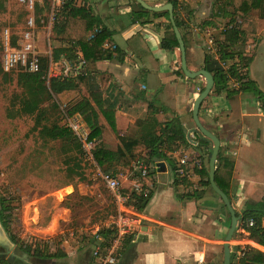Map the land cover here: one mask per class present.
<instances>
[{
    "label": "crops",
    "instance_id": "obj_1",
    "mask_svg": "<svg viewBox=\"0 0 264 264\" xmlns=\"http://www.w3.org/2000/svg\"><path fill=\"white\" fill-rule=\"evenodd\" d=\"M113 1L118 4H112ZM133 1L82 0L88 13L99 23L94 29L105 28L111 34L103 43V49L111 53V58L96 63L94 83L101 92L102 101L115 108V131L99 116V145L115 150L119 146L118 136L141 138L149 123L156 125L158 134L172 119L181 124L188 144L180 145L175 152H168L163 160L146 162L142 158L150 166L145 178L133 172L131 165L117 168L114 176L119 179L124 193H131V186L141 183L149 189L150 199L140 212L129 205L140 221L133 233L123 240L116 264H221L224 239L231 223L230 214L210 185L205 186L208 175H201L198 170L186 178H179L176 174L178 158L183 154L200 157L202 168L208 169L212 144L205 143L207 139L198 135L192 119L193 104L204 89L205 80L184 75L180 69L178 48L166 51L167 54L160 49L168 13L154 18L150 13L141 12ZM143 1L150 7L169 3V0ZM186 1L197 9L199 0ZM175 14L181 21L180 34L189 32L191 18L180 15L177 8ZM209 19L204 18L200 28L206 26V20H212ZM204 44L201 30L187 37L184 46L188 71L204 70L206 56L213 61ZM248 47L250 45L245 43L244 55L250 58L252 69L250 71L249 64L247 82L242 90L232 89L235 92L228 93L231 89L228 88L217 94L212 88L199 107L198 120L219 139L221 156L219 159L217 156L215 171L226 162L232 164L231 177L225 188L234 213L259 211L263 214L261 225L264 226V50L248 56ZM37 51L40 52L38 48ZM52 67L49 77L60 76ZM88 88L87 83H82L77 90L63 92L58 98L61 103L75 102L89 96ZM75 117L89 131L82 118ZM145 153L143 151L144 157ZM159 163L162 166H158ZM52 223L53 219L47 227L50 228ZM40 238L45 242L39 246L47 244L50 254L64 256L49 259L29 256L10 244L0 225V260L9 264H95L92 253L96 243L93 239L76 245L71 240L60 239L59 249L52 252V236ZM101 240V244L106 245ZM246 248L264 254V246L250 240L237 219L229 242L230 264L231 256L232 262L238 264L239 254ZM250 257L253 261L259 260L257 255Z\"/></svg>",
    "mask_w": 264,
    "mask_h": 264
},
{
    "label": "rangeland",
    "instance_id": "obj_2",
    "mask_svg": "<svg viewBox=\"0 0 264 264\" xmlns=\"http://www.w3.org/2000/svg\"><path fill=\"white\" fill-rule=\"evenodd\" d=\"M112 4L116 5L118 1ZM224 4L225 0H199L194 10L188 1L183 0L180 15L191 18L192 29L188 27L189 33L196 34L203 19L210 17L212 20L209 26L217 31L214 35L217 46L222 43L223 31L238 27V30L245 33L246 43L250 45L247 48L248 56L263 51L264 21L259 22L255 12L245 16L233 14L232 8ZM74 5L83 4L80 0H74ZM218 6L225 7L226 16L215 17ZM27 15L18 0H0V35L2 29L9 27L11 35L19 37L25 28ZM36 27L33 41L40 51L39 57L47 55L48 45L51 50L66 45L62 44L60 36L55 33L50 34L47 42L43 26L39 24ZM244 49L243 46V52ZM1 59L0 37V199L5 200L4 205L8 208L5 214L11 216L9 234L28 245L45 242L40 238L42 236H52V252L59 249L60 239L71 240L75 245L88 239L94 241L93 235L107 229L115 215L116 209L110 193L94 176L93 167L85 161L83 147L81 155H78L67 141L50 140L39 134L43 126L67 128L62 111H66L70 102L61 103L57 97L55 102L58 108H53L51 102H44L41 106V126L36 127V114L27 116L16 112L19 110V99L24 96V89L17 84V74L21 70L4 73ZM249 67L251 71L252 64ZM52 69L64 75L62 63ZM49 74L48 66V78ZM67 75L72 76L73 71L70 69ZM9 115L14 117L9 118ZM52 219L53 223L48 228Z\"/></svg>",
    "mask_w": 264,
    "mask_h": 264
},
{
    "label": "trees",
    "instance_id": "obj_3",
    "mask_svg": "<svg viewBox=\"0 0 264 264\" xmlns=\"http://www.w3.org/2000/svg\"><path fill=\"white\" fill-rule=\"evenodd\" d=\"M82 2V0H80ZM134 2V1H133ZM173 7L174 21L181 31V21L175 14L176 1H168ZM136 6L143 13H150L154 18L161 14L167 15V12H150L141 8L137 3ZM224 6L232 8L233 14L248 15L251 12L257 14V20L264 21V0H225ZM225 7L217 8L215 17L226 16ZM45 12V15L43 13ZM48 12V2L43 1V4L36 5V24L39 25L46 21V14ZM148 22V21H147ZM210 21H206L209 26ZM98 21L88 13L84 5H74V0H65L64 5L60 8L57 14V21L52 28L51 33L60 36V41L65 46L53 49L50 51V56L43 55L39 57L40 69L36 73H27L19 71L17 74V84L24 89V96L19 99V110L16 112L35 117V126H41L43 119V111L41 106L44 102H51L53 108H58L55 98L61 93L68 91H75L79 88V84L87 83L89 86V96L80 98L78 101L67 104L66 115L69 117L78 115L89 129L88 137L90 139L99 137L101 133V126L99 116L106 121L110 128L115 131L114 127V113L115 108L111 104H107L101 99V92L98 86L94 83V76L97 74L96 63L101 60H108L111 58V53L103 49V43L111 36L110 32L105 28H97ZM212 27V26H211ZM94 29V30H93ZM90 33V34H89ZM245 33L241 30L230 28L222 33V43L220 47V57L223 60H234L230 65L231 72L236 75L237 68L247 69L251 60L244 55L242 47L246 43ZM183 43L187 42V37L191 34L189 32L180 34ZM13 46L19 37L12 36ZM178 48V43L175 38L171 23L167 18L163 37L160 41V49L164 51H172ZM239 49V50H238ZM77 53L83 58V63L78 64ZM64 60L73 71V75H60L58 77L48 78L49 63L56 64ZM203 69L211 74L214 80L213 92L219 94L230 88L225 72L218 66L215 61L205 57ZM8 74V73H7ZM4 78L6 75L3 76ZM244 85L239 90H242ZM203 90V89H202ZM235 92L230 89L228 93ZM106 103V104H105ZM59 105V102H58ZM13 118L14 115H9ZM155 124L149 123L146 125V133L141 138L130 139L123 136H118L119 146L115 150L106 149L103 145H99L93 152V157L98 166L106 173L115 175L118 167H129L132 162L139 158H144L146 162H154V160H163L166 158L168 152H175L180 145H187V139L181 124L172 119L166 123L164 128L156 134ZM198 135L202 137L201 133L196 130ZM39 134L44 138L50 140L67 141L72 149L81 155V144L77 141L74 135L64 127L53 125L52 127H41ZM205 143H210L205 140ZM201 145V144H200ZM199 145V146H200ZM145 151V157L143 156ZM141 153V154H140ZM221 154L218 152V159ZM200 158V157H198ZM199 174L208 175L207 167L198 170ZM232 173V164L226 162L220 169L215 171V184L227 196L225 186L229 183ZM205 186L209 187L208 180L205 181ZM128 206H132L135 211H142L150 199V193L147 196H134ZM5 200L0 199V225L7 234L9 241L16 245L20 251L25 254L42 259H49L54 257H63V254H50L47 244L28 245L23 241H19L15 236H11L8 232V223L10 214H5L8 208L4 205ZM236 218L239 222V227L249 234V239L253 242L264 246V226L261 225L263 214L256 210H246L242 214L236 213ZM252 219L254 224L247 226V221ZM99 236L107 243L111 237L110 230H102L98 232ZM252 255L259 256V260H251ZM231 256V264H234ZM238 264H264V254L254 251L251 248H246L241 251L237 261ZM0 264H9L6 261L0 260Z\"/></svg>",
    "mask_w": 264,
    "mask_h": 264
},
{
    "label": "built area",
    "instance_id": "obj_4",
    "mask_svg": "<svg viewBox=\"0 0 264 264\" xmlns=\"http://www.w3.org/2000/svg\"><path fill=\"white\" fill-rule=\"evenodd\" d=\"M21 5L24 6L25 11L28 13L25 21V28L19 40L16 42V46H13V40L11 30L9 27L2 29L1 31V47H2V59L1 69L4 73H10L16 69H21L27 73H36L40 69L39 52L33 41V36L36 30V5L43 4L44 0H18ZM48 12L46 14L45 23L42 22L41 26L44 28V35L47 42L48 37L52 32V28L57 21V14L60 8L64 5L65 0H47ZM183 0H177L176 8L177 12L181 13L183 8ZM45 24V25H44ZM200 31V29H198ZM216 29L211 27H204L201 32L205 40L206 53L215 61L218 66L225 72L228 79V84L231 89L239 90L242 85L247 82V73L244 68H237V73L234 75L230 70V65L234 60H223L220 57V47L216 45L214 40V33ZM50 47L48 45L47 55L50 56ZM78 64L83 63V58L77 54ZM63 74L66 75L70 71L68 63L63 61ZM53 64L49 63L51 68ZM63 117L66 121L67 129L74 135V137L81 144L84 149V159L93 167L94 176L99 179L105 188L110 193L114 205L115 215L108 223L107 229L112 232L111 239L106 245L101 244V238L96 232L93 235L96 243L93 250V258L95 264H116L119 250L121 249L123 240L126 236L131 235L134 229L139 224L140 218L137 214L130 210L128 204L133 200L134 196H147L149 195V189L144 187L141 183H134L131 193H124L122 191L121 184L115 176L109 173L103 172L100 166L96 163L93 157L94 150L100 144L99 139L88 137L89 131L81 123V121L75 116L69 117L65 111H62ZM202 169V161L198 157L189 158V154H183L178 158L176 174L179 178H186L194 170ZM131 170L138 173L141 178H145L148 175L150 166L144 161V159H136L131 164ZM247 226L254 224L252 219L247 221Z\"/></svg>",
    "mask_w": 264,
    "mask_h": 264
},
{
    "label": "water",
    "instance_id": "obj_5",
    "mask_svg": "<svg viewBox=\"0 0 264 264\" xmlns=\"http://www.w3.org/2000/svg\"><path fill=\"white\" fill-rule=\"evenodd\" d=\"M138 5L141 6L142 9L150 12H167L169 17V22L171 23L175 38L178 43V49L180 52V69L184 73V75L187 78L193 79L196 77H202L205 80V86L204 89L200 92L198 97L195 99L193 108H192V119L195 124L196 129L202 134V136L207 139L212 144L211 153L208 157V182L213 190V192L221 199L224 206L227 208L230 217H231V223L230 227L226 233L224 244H223V261L221 264H230V251H229V242L231 241V238L234 234V231L237 226V218L235 216L234 210L232 209L230 202L227 198V196L217 187L215 184V162L217 160L218 151L220 147L219 139L207 131L199 122L198 120V111L199 107L202 103V101L208 96L210 91L212 90L214 86V80L210 73H208L205 70H199L196 72H190L187 69L186 65V50L184 43L182 41L180 32L175 24L174 21V14H173V7L171 4H164L160 6H154L150 7L144 3L143 0H134ZM158 166H162V164L159 163Z\"/></svg>",
    "mask_w": 264,
    "mask_h": 264
}]
</instances>
